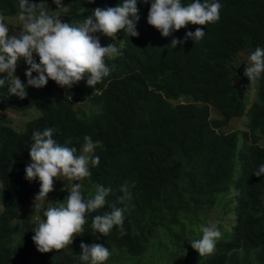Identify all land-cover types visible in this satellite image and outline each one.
Returning <instances> with one entry per match:
<instances>
[{"label":"trees","instance_id":"obj_1","mask_svg":"<svg viewBox=\"0 0 264 264\" xmlns=\"http://www.w3.org/2000/svg\"><path fill=\"white\" fill-rule=\"evenodd\" d=\"M121 2L62 0L72 11L73 26L92 9ZM218 2L217 22L189 24L164 37L147 24L150 3L137 0L139 35L116 34L121 54L105 58L113 70L94 88L87 86L86 77L70 89L48 80L42 88H26V98L20 99L9 95L7 85L0 87V108L36 109L21 128L0 122V264H32L33 250L34 264H85L81 242L107 247V264L115 259L117 264H139L143 257H148L144 264H151L153 253L165 264H264V174L254 175L264 164V145L255 133L264 132V73L253 83L249 99V87L239 83L244 75L236 59L239 53L264 48V0ZM15 13L19 0H0V14ZM197 27L205 31L201 40L170 45ZM96 35L101 46L113 41ZM45 95L52 100L40 102ZM83 101L87 113L73 105ZM243 114L246 128H221ZM49 127L57 130L53 138L58 143L70 141L78 154L85 136L102 143L94 152L99 164L90 165L91 176L80 183L86 198L97 184L111 191L106 205L87 215L84 231L72 245L40 253L32 241V211L21 209L40 187L38 180L25 179L32 134ZM122 185L132 193L125 204L117 203ZM114 204L126 207L124 234L117 226L107 236L93 233V217ZM212 207L230 215L228 226H222L219 214L214 220L222 236L215 252L199 256L190 242L202 235L200 225Z\"/></svg>","mask_w":264,"mask_h":264},{"label":"clouds","instance_id":"obj_2","mask_svg":"<svg viewBox=\"0 0 264 264\" xmlns=\"http://www.w3.org/2000/svg\"><path fill=\"white\" fill-rule=\"evenodd\" d=\"M149 2L147 24L155 28L164 37L185 28L187 25L204 26L220 19L222 5L218 0H193L187 5L181 0H144ZM56 8H63L62 0H53ZM137 0H122L114 7H97L92 14L85 17L78 26L61 21L59 15H50L43 0L33 3L30 0H19L18 19L23 28L18 35H10V29L5 18L0 15V87L7 84L10 96L24 99L26 88H42L48 80L54 81L62 88L70 89L79 81L85 79L89 87L94 88L108 77L113 67L105 62V58H115L121 54L120 48L113 41L101 46L100 33L112 38L120 31L128 37L138 36L136 30L138 15ZM205 35L201 27L194 32L185 33L183 40L173 38L170 45L175 48L185 40L199 41ZM39 58L36 62L33 54ZM23 60L27 65L25 71L26 84L15 75L17 63ZM36 73V76H33ZM264 73V48L256 47L248 57L244 68V76L249 84L254 83ZM53 128L34 131L33 143L28 154L31 163L25 171V179L39 181V192L35 199L46 200L48 193L54 190V181L65 177L72 183L67 190V197L43 210L44 219L33 228L32 241L40 253L60 251L72 245L74 237L84 231L88 222L87 215L96 212L106 205V197L111 191L103 185H95L94 193L86 198L82 192L81 181L91 176L89 166L99 164V156L94 152L103 147L100 141L93 142L89 136L84 137L83 146L78 154L77 148L58 143L53 134ZM264 174V164L254 173ZM134 186V184H133ZM122 195L117 203L125 204L132 199V193L127 185H122ZM126 207L111 206L110 211L95 215L91 221L93 233L107 236L114 226L123 233L124 212ZM202 235L193 239L190 244L199 256L211 255L215 252L216 243L222 233L216 222L200 225ZM80 260L86 264H104L111 255L109 249L102 244L92 243L79 245Z\"/></svg>","mask_w":264,"mask_h":264},{"label":"rangeland","instance_id":"obj_3","mask_svg":"<svg viewBox=\"0 0 264 264\" xmlns=\"http://www.w3.org/2000/svg\"><path fill=\"white\" fill-rule=\"evenodd\" d=\"M45 5H46V8L48 9V12L50 15H59L62 22L71 24L72 11L67 9L63 4H62L64 6L63 8H56V5L53 3V0H45ZM0 15H2V14H0ZM18 15H19V13L10 14V15H2L5 18V23H7V25L9 26V29H10L9 34L10 35H13V34L18 35L23 28V24L21 21H19ZM113 41L119 47L120 40L114 36ZM33 56H34V59L36 60V62H39V58L35 55V53L33 54ZM249 56L250 55H248L246 53H239L236 56V59L239 61V64H240V66H239L240 72L243 75H244L245 65L248 64V57ZM26 70H27V65L21 59L17 63L15 75L18 76L20 78V80L22 82H24L25 84H26V77L24 74H25ZM3 76H4V74H0V78H3ZM239 83L244 84L245 85L244 88L249 87V89H250L249 92L247 89H246V92L248 93V98L250 99L251 95H252V91H253V89H252L253 83L249 84L250 82L248 81L246 76H243L242 78H240ZM27 89H31V87H27ZM55 92H56V89L52 88L51 94H53ZM50 97L52 98L51 95H50ZM51 98H49V96L45 95V96H41L39 98V100H40V102L43 103V102H46V100L47 101L52 100ZM73 105L76 107V109H78L80 111H83L85 113L88 112L87 101L74 102ZM35 113H36V109L33 107L27 108L25 110H17V109H13L10 107H1L0 108V122L4 121V122H7L9 125H11L14 128H21L23 125L24 119L28 116L34 115ZM209 115L210 116L215 115V112L210 110ZM246 120H247V116L245 114L233 116L221 128H223L224 130L246 128V126H245ZM255 133L257 134V142L261 145H264V132L257 129V131ZM239 141H240V138L238 136L237 137V143ZM81 148H80V150H81ZM78 182L80 183V181H78ZM72 183H75V182L69 181L68 179H66L63 176L58 177L54 183V190L50 194L47 195L46 200L35 199V197L38 193L35 194L33 197H30L27 200V202L22 207L21 211H30V210L32 211L31 220L33 222V228L38 224V222L40 220L44 219V217H43V210L44 209L51 206L52 203H57L59 198L61 199V201H63L67 197V195H68L67 190H70ZM219 214H221V218L224 220V221H222V226L227 227L228 226V219L230 218V215L224 214L221 209H218L216 207H212L211 209L208 210L207 217L203 221H205V224H207L209 222H213L212 220H214L215 218H218ZM214 222L217 223L216 220H214ZM35 255H36V250H33L29 256V260L32 264L35 263V261H34ZM147 258L148 257H143L142 259H140L139 264L148 263V261H146ZM113 262H114L113 264H117L119 262V259H115V261H113ZM85 264H86V262H85ZM104 264H107V261H105ZM151 264H165V263L163 260L160 259L159 255H157L156 253H153V256L151 258ZM173 264H179V263L174 261Z\"/></svg>","mask_w":264,"mask_h":264}]
</instances>
